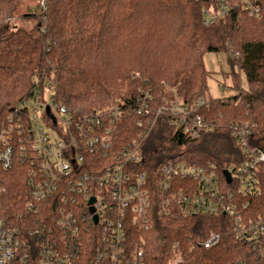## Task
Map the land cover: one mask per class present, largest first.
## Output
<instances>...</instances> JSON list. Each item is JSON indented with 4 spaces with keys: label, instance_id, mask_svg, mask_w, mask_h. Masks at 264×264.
Masks as SVG:
<instances>
[{
    "label": "trees",
    "instance_id": "1",
    "mask_svg": "<svg viewBox=\"0 0 264 264\" xmlns=\"http://www.w3.org/2000/svg\"><path fill=\"white\" fill-rule=\"evenodd\" d=\"M240 1L231 0L230 10L207 25L204 9L215 8L216 0H36L33 11L22 14V0H0V135L19 101L36 88L51 87L54 98L77 113L122 100L135 107L148 92L155 120L144 145L157 161L173 150L174 157L213 162L219 171L237 163L243 154L227 124L255 123L264 135V0H255L260 17L248 16ZM17 19L32 24L16 25ZM207 53L234 54L244 73L245 87L239 71L225 74L236 91L226 97L230 101L207 98L212 75L204 63ZM176 97L191 104L206 99L197 112L216 122L197 138L183 137V146L171 143L182 133L167 121L166 107ZM133 106L124 111L123 143L138 132ZM29 168L20 153L11 168L0 165V216L11 224L32 215L26 211ZM152 193L148 227L134 234L146 264H172L174 242L183 256L180 264H235L239 259L264 264V256L234 238L228 217L160 214L161 193L156 188ZM210 229L220 240L205 248L201 243Z\"/></svg>",
    "mask_w": 264,
    "mask_h": 264
},
{
    "label": "built area",
    "instance_id": "2",
    "mask_svg": "<svg viewBox=\"0 0 264 264\" xmlns=\"http://www.w3.org/2000/svg\"><path fill=\"white\" fill-rule=\"evenodd\" d=\"M231 6V0H216L215 8L204 9V23L215 22ZM240 7L250 17L261 16L255 0H241ZM49 89L36 88L21 99L0 135L4 169L12 167L16 153L30 162L26 211L32 214L19 224L0 216V264H146L134 234L148 227L155 188L161 193L160 214L226 216L234 238L264 256V135L255 123L227 124L243 156L220 171L213 162L174 157L173 150L161 162L144 145L155 120L148 92L135 107L122 100L77 113L53 92L48 97ZM204 104V99L191 104L179 97L170 102L167 121L182 133L172 144L183 146V137L194 139L216 126L198 114ZM132 106L138 132L123 143L120 131ZM140 164L150 169L140 170ZM219 240L210 229L201 244L210 248ZM171 249L172 264L182 263L179 243Z\"/></svg>",
    "mask_w": 264,
    "mask_h": 264
},
{
    "label": "rangeland",
    "instance_id": "3",
    "mask_svg": "<svg viewBox=\"0 0 264 264\" xmlns=\"http://www.w3.org/2000/svg\"><path fill=\"white\" fill-rule=\"evenodd\" d=\"M36 0H22L19 13H30L33 11V6H35ZM16 25L29 26L32 24L31 21L25 19L15 20ZM205 66L212 71L211 77L208 78V91L207 98H221L224 101H230L227 99L230 95L235 94L236 91L231 87V80L225 76L226 73L231 72L232 70H238L237 65L235 64V56L230 53H207L204 56ZM242 86H246V79L244 77L243 71H239ZM49 88V87H46ZM52 88L48 90L47 96L49 97L52 94ZM227 97V98H226ZM231 99V97H230ZM205 103H206V99ZM110 105V104H108ZM105 105V106H108ZM104 106V107H105Z\"/></svg>",
    "mask_w": 264,
    "mask_h": 264
},
{
    "label": "water",
    "instance_id": "4",
    "mask_svg": "<svg viewBox=\"0 0 264 264\" xmlns=\"http://www.w3.org/2000/svg\"><path fill=\"white\" fill-rule=\"evenodd\" d=\"M47 113L50 115V117L52 118V120H55V117L49 112V107H47L46 109ZM227 179H229V172H227L226 170L224 171Z\"/></svg>",
    "mask_w": 264,
    "mask_h": 264
}]
</instances>
